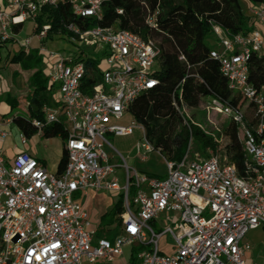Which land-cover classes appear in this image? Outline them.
<instances>
[{
    "label": "built area",
    "instance_id": "2783aa9c",
    "mask_svg": "<svg viewBox=\"0 0 264 264\" xmlns=\"http://www.w3.org/2000/svg\"><path fill=\"white\" fill-rule=\"evenodd\" d=\"M103 1L6 0L0 8V44L14 39L13 27L26 21L32 22L33 36L44 42L50 24L38 28L36 21L44 4L68 3L84 24L85 19H101ZM249 13L254 27L246 33L232 34L211 22L214 45L209 52L227 87L241 93L257 117L251 131L241 109L208 97L209 107L230 117L244 134L242 171L210 150L208 158L188 162V146L180 161L162 156L164 178L130 167L117 150L122 162L113 163L104 150L105 144L111 145L105 134L126 136L138 130L139 158L145 160L153 151L161 154L141 123L133 118L128 124L117 123L137 96L157 84V43L128 30L63 23L61 29L72 42L80 41L101 55L100 81L84 87L83 51L72 56L39 48L46 52V80L58 90L56 104L44 105L43 120L31 124L41 135L45 126L62 123L67 161L61 173L49 172L24 150L6 156L2 147L11 136L12 118L0 113V264H111L125 247L136 248L134 264H246L244 255L251 245L245 236L264 228V88H255L248 78L251 55L264 47V5L251 6ZM147 22L153 25V16ZM30 40L19 44L26 49ZM184 107L180 113L187 124ZM18 140L26 144L28 138L19 132ZM119 168L122 177L116 173ZM89 189L121 193L123 213L120 224L113 226L119 233L112 240L96 235L75 197ZM165 234L172 240L170 252L160 247Z\"/></svg>",
    "mask_w": 264,
    "mask_h": 264
},
{
    "label": "trees",
    "instance_id": "16d2710c",
    "mask_svg": "<svg viewBox=\"0 0 264 264\" xmlns=\"http://www.w3.org/2000/svg\"><path fill=\"white\" fill-rule=\"evenodd\" d=\"M253 5L262 4L264 0H248ZM121 10L120 13L117 11ZM100 20L75 17L68 3L56 6L44 4L41 6L36 21L38 28L49 23L48 37L53 34H65L61 29L63 23L77 22L83 28L96 25L128 30L144 39L155 40L159 47L157 84L137 96L128 106L127 112L133 119L141 123L154 148L162 156L172 161H180L188 148V162L200 158H208L211 154L227 157L239 172L242 171L244 160L243 137L238 138L236 132L229 134L225 140L205 133L192 120L185 118L183 122L182 106L196 108L203 97H216L227 105L241 109L248 127L253 131L257 125V117L250 102L239 92H233L227 87L225 78L221 75L218 61L209 52L214 45L211 22L226 28L230 33H246L254 27L253 19L242 0H106L101 4ZM153 16V25L147 20ZM23 23L13 27L14 32L22 29ZM61 29V30H60ZM60 30V31H59ZM59 31V32H58ZM13 39L3 43H10ZM21 47V46H20ZM24 49L15 55H6L4 65L14 61V57L23 58ZM183 56L184 60L179 59ZM44 55L36 56L29 53L24 61L37 67ZM80 58V57H79ZM84 62V87H90L100 81L98 65L100 58L94 59L90 54L80 58ZM38 73V72H37ZM248 78L255 88H264V53H253L248 61ZM48 82V81H47ZM46 80L36 86L26 97V112L11 111L17 108L15 97L7 98L10 110L2 113L10 116L12 124L27 138L37 130L31 124L33 119L43 120L42 107L56 104ZM180 110L176 109L174 102ZM234 127L236 124L234 123ZM41 135L59 136L62 140L66 131L62 123L54 122L45 126ZM264 139V128L261 133ZM194 140V143H191ZM67 155L64 147L57 165V173L65 167ZM123 213L122 196L118 198L111 210L100 217V223L95 228L96 235L103 231L104 225H119ZM131 248L130 263H135ZM115 262V261H114ZM110 264V263H108ZM112 264V263H111Z\"/></svg>",
    "mask_w": 264,
    "mask_h": 264
},
{
    "label": "rangeland",
    "instance_id": "374dc122",
    "mask_svg": "<svg viewBox=\"0 0 264 264\" xmlns=\"http://www.w3.org/2000/svg\"><path fill=\"white\" fill-rule=\"evenodd\" d=\"M244 2V6L249 12L250 7L253 6V4L249 3L248 0H242ZM32 22L26 21L23 23V27L17 36V38L14 37V43L13 44H7L6 47L0 48V66L4 64L6 55L8 51H10V55H15L20 51V41H24L26 38H31L30 43L28 44V47H33L36 43V38L33 36L32 31ZM39 47H47L48 50L58 51L63 55H76L79 51H83L84 54H90L93 56L94 59H99L101 57L98 53H93L92 48L84 45L82 42H72L68 36L65 34H53L50 37H48L44 42L39 44ZM28 50H24V53ZM264 51V50H263ZM30 53V52H29ZM28 53V54H29ZM39 53L41 55H46L45 49H39ZM14 62V61H12ZM20 63H24L19 61ZM41 64V63H40ZM37 67L38 70H42V74L45 77L44 70L41 66ZM44 65V62H43ZM47 68V65H44V69ZM48 84V82H47ZM57 86L54 85L50 92L52 96L57 95ZM6 94H4L3 98L0 97V113H5L10 110V107L8 103L5 101ZM2 99V100H1ZM210 99L208 97H203L199 105L196 108H189L184 107V115L187 119L192 120L195 124H197L203 132L213 135L216 138H220L222 136V140H225V137L229 134L235 133L237 134L238 138H241L240 130L238 129L237 125L234 127V122L231 120L230 117L224 116L222 114H219L218 112L212 110L210 106ZM11 111L16 112V108H12ZM24 112L26 110L24 109ZM132 119L131 115L126 113L124 117L118 121L120 124H128L129 121ZM11 136L8 137V139L3 144V152L7 155H13L16 152V149L14 147H18V129L13 125H9ZM8 128V129H9ZM105 138L108 140V142L111 145L105 144L104 150L109 155L111 162L113 163H121L122 160L117 155L115 150H117L123 157H125L127 164L130 167H134L139 171H144L148 173L149 175H153L157 178H164L166 175V166L164 159L161 154H159L157 151H153L149 154H147L145 160H141L137 154V142H139L140 139V131L135 130L132 134L126 135V136H114L113 134H105ZM61 142L60 137H49L46 138L39 134L37 131L31 139L28 141V144L30 148L40 154H50L57 145H59ZM191 143H194V140H191ZM18 151V150H17ZM113 153V156H112ZM220 156H223V153L221 152L219 154ZM200 158H203L202 155L199 156ZM118 170L122 171V168L116 169V173L119 172ZM118 174V173H117ZM108 192H104L103 195L90 198L91 204L89 205L88 209L91 213L95 212H107L110 211L112 208V204H103V201L106 198V195H108ZM104 196V197H103ZM76 199L78 201L83 200V196L81 195H75ZM96 198L97 204L93 205V200ZM115 199V198H114ZM106 201V200H105ZM102 203V204H101ZM160 217H163L161 215ZM114 225H104L103 231L99 232L98 237H106L107 239H114L116 235L119 233V227L113 228ZM261 231V229L250 231L246 236L245 239L249 240L250 242L254 244H258V247L264 250V237H258L257 233ZM256 236V237H254ZM261 238V239H260ZM171 245L172 240L170 239V236L168 234L163 235L160 238V247L166 251H171ZM130 253L131 248L125 247L123 249V255H122V261L120 262H113L112 264H131L130 262ZM136 252H134V256ZM253 262V261H252ZM255 262V261H254ZM97 264H104L102 262H98Z\"/></svg>",
    "mask_w": 264,
    "mask_h": 264
},
{
    "label": "crops",
    "instance_id": "0c3cea01",
    "mask_svg": "<svg viewBox=\"0 0 264 264\" xmlns=\"http://www.w3.org/2000/svg\"><path fill=\"white\" fill-rule=\"evenodd\" d=\"M5 4H6V0H0V8H4ZM20 31L15 32V38H17ZM32 31H33V29H32ZM13 43H14V40L10 43L0 44V48L6 47L7 44H13ZM39 44H40V42L36 39V43L33 47H28L26 49L23 48L24 50H28L27 52H25L23 58H18L16 56V57H14V62H10V63H7L5 65L3 64L2 66H0V97L3 98L4 94H6L5 101L7 98L15 97L17 102H18V106L16 108V111H23L24 112V109L26 110V107H27L26 97L32 93L33 89L36 86H38L39 84H43L46 80V76L44 77L42 72H41L42 70H38V68H37L39 65H37V67L31 66V64H32L31 61H28L27 64L19 62L21 60H22V62H24L25 58L29 52L32 54L34 53L36 56H39L40 55ZM263 50H264V47H263ZM263 50H262V52L264 53ZM7 55H10V51H8ZM43 62L44 61L42 59L41 64H42V68L44 70V74L46 75V71L44 69ZM41 64H40V66H41ZM46 82H47V80H46ZM53 98L55 100L56 96H53ZM117 123H118V121H117ZM31 137L28 138V141L31 139ZM28 141L26 142V144H21L18 140V147L17 148L15 147L16 151L17 150L18 151L24 150V151L29 152L31 155L36 157L39 160V162L49 172H57V165H58V161L60 159V156L62 153V148H63V140L61 139L60 144L56 146L54 151H52L50 154H45V155L40 154V153L32 150L28 144ZM7 156L12 157L13 155H7ZM112 156H113V153H112ZM118 171H119V172H117L118 175L121 176L122 171L121 170H118ZM140 172L147 174L148 176H153V175H149L148 173H146L144 171H140ZM120 182H122V179H120ZM104 192H107V191H96L94 189H89L87 191L86 195L83 196V200L78 201L80 203L81 207L86 211L87 216L90 219L91 223L93 224L94 228H96L99 225L100 217L104 213H106V211L102 212V213L98 212V211L95 213H91L88 209L89 205L91 204L90 198H92V197L98 198V196L103 195ZM108 193L109 194L106 195V198H105L106 201L104 200L103 204H112V206H113L115 201L121 197V193L119 191H108ZM96 198L93 200V205L97 204V202L95 201ZM257 229H261V231H259L257 233L258 237L263 238L264 237V228H257ZM257 229H254V230H257ZM251 231H253V230H251ZM254 237H256V236H254ZM245 241H248L251 245V250L246 252L244 255L246 264H251L252 261L253 262L255 261L258 264H264V250L259 248L257 243L254 244L247 239H245ZM122 255L119 256L115 260V262L122 261Z\"/></svg>",
    "mask_w": 264,
    "mask_h": 264
}]
</instances>
